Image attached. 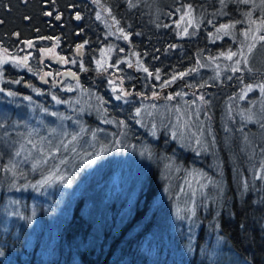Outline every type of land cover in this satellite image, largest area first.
<instances>
[{
	"label": "trees",
	"instance_id": "1",
	"mask_svg": "<svg viewBox=\"0 0 264 264\" xmlns=\"http://www.w3.org/2000/svg\"><path fill=\"white\" fill-rule=\"evenodd\" d=\"M67 2L69 9L77 11V16L85 15L91 20L92 7L88 5V9L81 13L78 8L80 4L74 0ZM174 2L176 0H114L111 1V9L127 35L130 52L141 57L139 60H143L152 75H158L161 79L174 78L172 92L181 97L178 100L190 103L195 101L192 92L200 89L208 92L205 112L201 110L195 115V124L212 131L215 145L213 158L217 168L212 167L208 155L198 158L194 149L186 152L175 142L169 145L164 130L153 143L154 137L144 131L150 128L140 129L135 124L137 109L141 110L142 105L152 99L151 93L159 91L154 87L158 84L154 77L153 83L139 77H122L125 82L129 80V90L135 89L137 96H125V102L115 103V106L110 104L113 92L105 90L106 86L110 87L106 79L94 76L93 83L84 88L97 92L96 95L107 104L103 110L108 118L124 125L121 128L124 132L118 134L126 136L127 132H135L139 135L130 145L155 146L151 150L158 159L162 152L166 161L180 165L181 172L197 169L208 177L207 180L216 181L215 191H212L213 182L209 183L208 197L203 198L206 199L205 205H200L203 209L198 211L195 222L194 218L185 220V211L178 209L171 201L162 205L156 203L165 183L160 180L161 162L152 157V161L149 160V176L145 175L137 201L129 211L122 213L115 202L111 205L109 202L108 206L104 203L105 196L101 190L104 178L96 180L94 175L90 178L82 175V183H87V186L73 202L70 221L60 227L59 246L62 247L53 250V257L39 255V244L31 245L34 249L30 250L26 238L27 227H20L21 235H18L13 222L11 229L2 230L0 227V264H264V124L261 123L264 120L259 115L258 123L244 130L243 118L233 113L231 103L232 92L255 84L257 86L258 79L252 72L236 70V76L226 75L221 83L214 80L210 84L189 82L193 70L202 64L200 58L210 57L209 49L218 67L229 70L224 59L217 56L233 50L229 47L230 41L214 45L213 41L208 43L207 40L210 41L209 37L213 36L211 30L221 20L240 24V18H245L242 16L243 8L229 2L222 4L220 0H178L177 5L171 6ZM224 5H229V15L220 14ZM14 15L10 18V27L24 26L28 20L30 23L31 20L40 22L37 9L30 7L27 10L19 9ZM190 15L201 27L194 29V34L181 33L184 21ZM73 17L71 13L67 18L70 22V44L76 42L72 34L75 36L80 30H85V25L72 22ZM182 34L185 35L181 37ZM87 39L84 36L82 41ZM238 81L242 84L238 85ZM196 106H191L192 111H196ZM257 106L260 109L263 107L260 103ZM14 113H18L17 108L13 109ZM13 115L10 122L14 120ZM87 120L91 122L87 125L95 128L92 120L96 121V118L88 117ZM257 125H260L259 128ZM107 136L108 132L101 138L105 137L106 140ZM194 140L198 141L195 137ZM165 145L169 147L165 148ZM8 159L9 153L0 145V224L7 190L5 172L9 173L16 188L26 184L32 188L45 177L46 171L52 169L51 166L37 168L29 165L24 171H10L11 162L7 163ZM213 169L216 170L215 175ZM17 173L21 181L14 183ZM55 193L58 195V191Z\"/></svg>",
	"mask_w": 264,
	"mask_h": 264
},
{
	"label": "rangeland",
	"instance_id": "2",
	"mask_svg": "<svg viewBox=\"0 0 264 264\" xmlns=\"http://www.w3.org/2000/svg\"><path fill=\"white\" fill-rule=\"evenodd\" d=\"M220 1L225 5L228 2L234 3L236 7L240 5V8H243L242 16L245 18H240V24L221 20L215 29L211 30L213 36L209 37L210 41L207 40V42L213 41L216 45L230 41L229 47L233 49L230 52L237 53V55L232 56L231 59L228 58L230 52L217 56L224 59L225 65L229 66V70H226V68L218 67L215 59L211 57L209 49L210 57L200 58L201 66H197L193 70L192 76L188 74L192 77L189 82L210 84V81L214 80L221 83V79L226 75L236 76L234 69H239L237 71L243 73H254L259 84L246 88L240 86L242 89L232 92L231 103L234 112L230 107L228 108L230 112L240 114L244 121L242 128L245 130L248 126L258 123L259 115L264 120V93L260 91V86L264 85V41L259 39L260 36H264V29L259 27L260 21L264 19V5L261 0H248L247 3L241 2V0ZM177 3L178 0L171 6L177 5ZM63 5L68 6L67 0ZM225 5L221 7L222 13L220 14L229 15L227 12L229 5L226 7ZM95 7L96 20L87 19L88 33L94 34L100 40L94 44V52L87 61L93 69V78L98 76L108 81L110 87L106 86L105 90L113 92L110 104L115 106V103L125 102V96H137L135 89L129 90V80L126 79L125 82L120 75L128 79L134 77L143 78V81L148 79L151 83H153V79H156L158 84L154 87L159 91L151 93L152 99L146 101L147 103L142 105L141 110L137 109L134 114L138 118L134 120L135 124H138L140 129L142 127L150 128L144 131L154 137L153 143H156L158 134L164 133L161 131L164 130V135L169 138L167 140L169 145L175 142L186 152L190 148L194 149L193 152L198 158L208 155L212 167L217 168L213 158L215 145L212 131L206 126L200 128L197 123L195 124V115L201 110L204 111V107L207 106L208 92L204 89L192 92L195 101L192 100L190 103L188 102L189 104L178 100L180 96L172 92L174 78L161 79L158 75H152V73L149 75V70L144 71L147 67L143 60H139L141 57L130 52L129 40L125 39L127 35L113 16V10H110L109 4L95 0ZM222 25L231 27L224 29L221 27ZM98 26L102 27L100 32ZM199 27L201 24L193 18V15H190V18L185 19L181 33L194 34V29L198 30ZM55 33L56 31L52 30V34L56 35ZM245 33L248 35L245 36ZM183 35L185 34H182L181 37ZM254 36L255 40H253ZM67 39L71 41L68 36ZM253 43L255 48L251 54H248V46ZM82 48L80 47V49ZM241 50L247 56L246 64L239 56ZM52 55L56 59L62 57L60 53ZM83 57L84 53L77 52L72 57V61H68L74 66L78 62L80 67V58ZM16 61H22V63L18 64ZM8 68L21 73H31V68L24 63L21 54L11 53L0 46V89H2L0 91V145L9 153L7 160V163L11 162L9 169L10 171L18 169L24 171L29 165L37 168L51 166L52 169L46 171L45 177L32 185V188L27 184L16 188L11 182L9 173L5 172L4 182L7 183V190L3 200L0 224L2 230L12 227L14 222L17 234L21 235L20 227H27L26 238L30 243V250L34 249L31 248V245L39 244V255L46 258L53 257V250L62 247L59 246L60 227H64L70 221L73 202L85 185L87 186V183L85 185L82 183L84 177L90 178L94 175L96 180L104 178L102 182L104 185L101 188L105 196L104 203L108 206L109 202L110 205L115 202L116 207H120L119 211L125 213L135 204L145 175L149 176V160L152 157L161 162L160 180L165 183L163 186L165 188L156 203L162 205L164 202L171 201V204L185 211V220L194 218L195 222L198 211L203 209V206L200 205H205L206 199L203 198L207 196L209 183L213 182V184L211 182L212 191H215L216 181L207 180L208 177L197 169L181 172L180 165L176 166L171 161H166L162 152L158 159L151 150L155 146L151 148L148 145L134 146V143L133 146L130 145V142L139 138V135L135 132L132 134L127 132L126 136L118 134L120 131L124 132L121 129L124 125L108 118L103 110L107 104L96 95L97 92L86 90L80 84H69L55 90L56 93L54 89L48 92L34 89L33 95L28 99L8 95L12 89V85L9 83L12 79L8 77V73H10L7 71ZM6 74L7 78H5ZM15 82L17 85L23 86L20 79ZM241 84L238 81V85ZM117 97L120 98L117 99ZM158 99H161V102ZM258 103L263 106L261 109L258 108ZM193 104H197L196 111L191 109ZM235 104H238L239 107H236ZM15 108L18 109V113L13 115ZM12 115L14 120L10 122ZM88 117L96 118V121L92 120L95 123V128L87 125V123H91L87 120ZM8 121L9 123H7ZM261 123L264 124V121ZM259 126L257 125L258 128ZM106 132H108V136L105 140V137L101 138V136ZM125 137H128V140L121 141ZM194 137L200 142H196ZM168 147L165 145V148ZM256 147L253 148V154ZM202 161H204L203 158ZM213 172L215 175L216 170L213 169ZM20 181L17 173V178L13 182ZM0 188H2L1 185ZM55 191H58V195ZM202 217L205 218L204 214ZM4 232L8 233V231Z\"/></svg>",
	"mask_w": 264,
	"mask_h": 264
},
{
	"label": "flooded vegetation",
	"instance_id": "3",
	"mask_svg": "<svg viewBox=\"0 0 264 264\" xmlns=\"http://www.w3.org/2000/svg\"><path fill=\"white\" fill-rule=\"evenodd\" d=\"M102 1L107 2L110 10H113L111 9V1L114 0ZM63 2L65 3L66 0H0V46L11 53L21 54L24 63L31 68V73H21L7 69V71H10L8 77L12 79L9 83L12 85L11 92L14 93V96L28 98L33 95L34 89L48 92L53 89L54 91L59 90L69 84H80L83 87H88L89 84L93 83V69L87 59H90L91 54L94 52V44L98 43L100 38L88 33L86 23L88 17L81 14L82 17L79 16L80 18L77 19V11L69 9V5H63ZM74 2L80 4L78 8H80L81 13L84 12V9H88V5L92 7L90 18L96 20L95 0H74ZM29 7L37 9L40 14V22L31 20L30 23L28 20L24 26L16 27L15 25V27H10L11 24L9 25V23L12 15L19 9L27 10ZM71 13L74 16V21H72L74 24L85 25V30L79 29L82 33H77L75 36L72 34V39L76 41L72 44L67 39V36L71 39V33L69 34L70 22L67 21L68 14ZM97 28L99 32L102 30L101 26ZM52 30L56 31V35L52 34ZM84 36L88 39L82 41ZM29 42L31 47H29ZM81 46L82 49H80ZM77 52L84 53V57L80 58V67L78 62L75 66L69 63ZM54 53H60L62 57L56 59L52 55ZM25 57H27L26 60ZM67 72H74L79 75L80 80L63 82V77ZM120 77L122 79L121 75ZM5 78H7V74ZM19 79L22 81L23 86L17 85L15 82ZM30 88L33 89L29 90Z\"/></svg>",
	"mask_w": 264,
	"mask_h": 264
},
{
	"label": "snow or ice",
	"instance_id": "4",
	"mask_svg": "<svg viewBox=\"0 0 264 264\" xmlns=\"http://www.w3.org/2000/svg\"><path fill=\"white\" fill-rule=\"evenodd\" d=\"M241 2H244V3H247L248 2V0H241ZM261 2H262V5H264V0H261ZM250 15V14H249ZM80 17L79 16H77V19H79ZM57 19H59V17H57ZM253 23H255V21H253ZM222 28H224V29H227V28H229V27H231L230 25H222L221 26ZM259 27H260V29H264V19H262L261 21H260V25H259ZM245 36H247L248 35V33H245L244 34ZM125 39H127V37H125ZM256 39V37L254 36L253 37V40H255ZM259 39L260 40H262V41H264V36H260L259 37ZM29 47H31V43L29 42ZM82 47V46H81ZM255 48V44L253 43V44H250L249 46H248V54H251L252 53V51H253V49ZM235 55H237V53H229L228 54V58L229 59H231V57L232 56H235ZM239 56L241 57V59H243L244 60V63L246 64L247 63V56L244 54V52L241 50L240 52H239ZM27 59V57H25V60ZM16 63H22V61H16ZM237 63H239V61H237ZM235 70H238V69H234V71ZM144 71L145 72H147L148 71V69L147 68H145L144 69ZM149 75H151V73H149ZM0 91H2V89H0ZM260 91L262 92V93H264V85H261L260 86ZM8 95H14V93H11V92H9L8 93ZM54 99H55V97H53ZM120 97H117V99H119ZM26 99H28L27 97H26ZM58 103H59V101H57ZM137 115H139V113H137ZM17 155H19V153H17Z\"/></svg>",
	"mask_w": 264,
	"mask_h": 264
},
{
	"label": "water",
	"instance_id": "5",
	"mask_svg": "<svg viewBox=\"0 0 264 264\" xmlns=\"http://www.w3.org/2000/svg\"><path fill=\"white\" fill-rule=\"evenodd\" d=\"M67 80H70L71 82L79 81L80 76L76 75L74 72H67V73H65V75L63 77V82H65ZM159 102H161V99L159 100Z\"/></svg>",
	"mask_w": 264,
	"mask_h": 264
},
{
	"label": "bare ground",
	"instance_id": "6",
	"mask_svg": "<svg viewBox=\"0 0 264 264\" xmlns=\"http://www.w3.org/2000/svg\"><path fill=\"white\" fill-rule=\"evenodd\" d=\"M136 201H137V198H136Z\"/></svg>",
	"mask_w": 264,
	"mask_h": 264
}]
</instances>
